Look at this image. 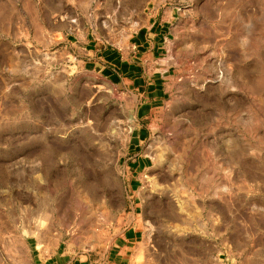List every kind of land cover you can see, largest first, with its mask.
Instances as JSON below:
<instances>
[{
  "label": "rangeland",
  "instance_id": "374dc122",
  "mask_svg": "<svg viewBox=\"0 0 264 264\" xmlns=\"http://www.w3.org/2000/svg\"><path fill=\"white\" fill-rule=\"evenodd\" d=\"M148 20L168 85L140 121L64 37ZM130 229L124 264H264V0H0V264H111Z\"/></svg>",
  "mask_w": 264,
  "mask_h": 264
},
{
  "label": "crops",
  "instance_id": "0c3cea01",
  "mask_svg": "<svg viewBox=\"0 0 264 264\" xmlns=\"http://www.w3.org/2000/svg\"><path fill=\"white\" fill-rule=\"evenodd\" d=\"M169 29L164 24H149L148 20L132 32L126 44L113 47L93 37L83 25L64 37L65 44L70 49L66 54L80 71L102 78L124 93L136 97L139 104L134 114L142 121L163 104L166 96L168 77L164 70L163 50L170 40ZM145 130L141 128L133 133L131 146L137 148L145 141ZM133 164L136 165L135 171L145 169V161L140 158ZM137 185L138 181L133 180L131 189ZM140 238V232L134 229L123 233L118 239L119 245H116L117 254L110 263L124 264L126 252ZM48 254L39 252L36 255V264H86L67 253Z\"/></svg>",
  "mask_w": 264,
  "mask_h": 264
}]
</instances>
